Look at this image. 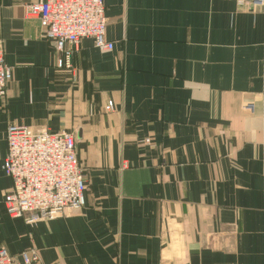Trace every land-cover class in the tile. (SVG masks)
<instances>
[{"label":"crops","instance_id":"obj_1","mask_svg":"<svg viewBox=\"0 0 264 264\" xmlns=\"http://www.w3.org/2000/svg\"><path fill=\"white\" fill-rule=\"evenodd\" d=\"M31 1L0 0V246L37 264H264V8L103 0L113 48L84 38L59 68ZM9 124L74 134L83 208L6 214Z\"/></svg>","mask_w":264,"mask_h":264},{"label":"built area","instance_id":"obj_2","mask_svg":"<svg viewBox=\"0 0 264 264\" xmlns=\"http://www.w3.org/2000/svg\"><path fill=\"white\" fill-rule=\"evenodd\" d=\"M264 8V0H252ZM26 19L36 20L43 37L54 44L57 66L69 68L80 42L89 38L100 51L113 43L105 37L103 0H34L23 4ZM12 79V68L4 61L0 41V98ZM110 100L105 109H112ZM6 154L1 170L11 180L4 192L3 206L11 218L27 224L43 219L65 217L83 208L86 188L84 172L76 155V139L68 130L30 129L9 124L5 133ZM34 248L11 254L0 246V264H37Z\"/></svg>","mask_w":264,"mask_h":264},{"label":"rangeland","instance_id":"obj_3","mask_svg":"<svg viewBox=\"0 0 264 264\" xmlns=\"http://www.w3.org/2000/svg\"><path fill=\"white\" fill-rule=\"evenodd\" d=\"M106 105V104H105ZM106 110V109H105ZM42 129V128H41ZM148 142V140H146ZM78 160V159H77ZM80 165V164H79ZM83 170V169H82Z\"/></svg>","mask_w":264,"mask_h":264}]
</instances>
